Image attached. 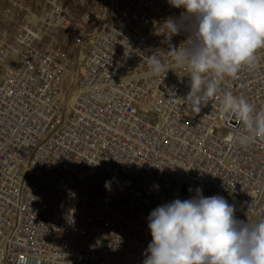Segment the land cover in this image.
<instances>
[{
	"label": "built area",
	"instance_id": "1",
	"mask_svg": "<svg viewBox=\"0 0 264 264\" xmlns=\"http://www.w3.org/2000/svg\"><path fill=\"white\" fill-rule=\"evenodd\" d=\"M190 34L169 0H0V264H144L150 213L197 189L264 219V138L222 103L264 110V48L197 113Z\"/></svg>",
	"mask_w": 264,
	"mask_h": 264
},
{
	"label": "clouds",
	"instance_id": "2",
	"mask_svg": "<svg viewBox=\"0 0 264 264\" xmlns=\"http://www.w3.org/2000/svg\"><path fill=\"white\" fill-rule=\"evenodd\" d=\"M191 18V34L169 52L178 65L190 69V91L184 98L197 113L218 91L212 77H233L264 48V0H169ZM169 35L181 26L169 18ZM154 75L166 71L156 54L145 57ZM223 111L244 125L242 143L264 138V110L231 92L223 97ZM191 199H176L149 216L152 241L144 264H264V219L238 220L235 207L223 196L205 197L200 189Z\"/></svg>",
	"mask_w": 264,
	"mask_h": 264
}]
</instances>
